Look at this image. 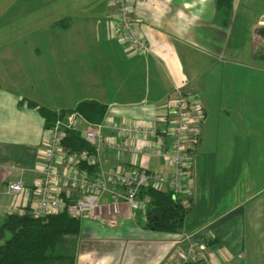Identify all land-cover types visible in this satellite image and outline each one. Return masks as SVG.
<instances>
[{
  "label": "crops",
  "instance_id": "obj_1",
  "mask_svg": "<svg viewBox=\"0 0 264 264\" xmlns=\"http://www.w3.org/2000/svg\"><path fill=\"white\" fill-rule=\"evenodd\" d=\"M232 5L228 18L216 0H139L134 17L150 46L147 54L129 53L112 37L113 0H58L55 17L44 18L31 32L1 15L0 226L10 215H35L39 199L46 120L29 101L57 113L97 101L116 121L165 129L176 90L182 89L197 94L205 108L191 154L193 206L182 231L149 230L145 217L132 216L127 208L113 226L81 220L76 264H165L189 235L207 243L203 264H246L248 246L254 249L249 260L259 258L264 249V37L258 31L264 29V0H233ZM64 79L80 86V98L45 102L43 89L61 87ZM104 136L119 141L109 131ZM97 155L106 170L172 173L161 159L118 153L106 144ZM19 181L24 192L12 194L9 184Z\"/></svg>",
  "mask_w": 264,
  "mask_h": 264
},
{
  "label": "built area",
  "instance_id": "obj_2",
  "mask_svg": "<svg viewBox=\"0 0 264 264\" xmlns=\"http://www.w3.org/2000/svg\"><path fill=\"white\" fill-rule=\"evenodd\" d=\"M139 0H113L117 12L111 18L112 37L118 39L129 53L147 54L151 49L139 31L134 8ZM170 125L165 129L143 122H120L106 115L103 121L92 123L73 111L59 115L46 128L44 157L36 216L67 212L80 220L115 225L117 217L127 208L132 216L146 217L149 198L146 189H169L175 196L189 198L192 186L191 154L196 148L205 121V108L193 92L177 89ZM80 132L95 150L71 152L64 146L70 132ZM113 133L119 141L107 140L104 132ZM106 144L118 153L132 152L149 159H161L172 168L170 175L145 167L104 169L97 153ZM86 165L87 167H83ZM95 167L90 172L89 168ZM12 194L24 192L19 181L9 184ZM79 192L74 199L73 192ZM185 246L165 264H203L205 244L197 235L184 238Z\"/></svg>",
  "mask_w": 264,
  "mask_h": 264
},
{
  "label": "trees",
  "instance_id": "obj_3",
  "mask_svg": "<svg viewBox=\"0 0 264 264\" xmlns=\"http://www.w3.org/2000/svg\"><path fill=\"white\" fill-rule=\"evenodd\" d=\"M232 4L233 0H216L218 10H225L228 18L232 16ZM258 32L264 37V29ZM28 105L39 110L46 120V128L59 115L73 111L81 113L92 123H99L106 117L108 110L106 105L92 100L80 102L74 110L58 113L31 101ZM64 146L71 152L87 150L95 153L77 131L67 135ZM89 171H95V167H90ZM143 197L150 200L146 209L147 229L166 233L182 231L193 206L192 199L175 196L169 189H146ZM81 227V220L67 212L36 216L28 211L23 215H10L0 226V241H3L0 245V264H76ZM204 244L207 247V243Z\"/></svg>",
  "mask_w": 264,
  "mask_h": 264
},
{
  "label": "rangeland",
  "instance_id": "obj_4",
  "mask_svg": "<svg viewBox=\"0 0 264 264\" xmlns=\"http://www.w3.org/2000/svg\"><path fill=\"white\" fill-rule=\"evenodd\" d=\"M58 0H0V16L5 15L9 16L16 20V24L19 23V26L25 31H33L42 26V21L49 18L55 17V4ZM4 13V14H2ZM48 14V15H47ZM39 69V65L35 68L36 72ZM34 74H36L34 72ZM80 86L74 84L68 79H64L61 87L51 86L43 89L42 99L45 102H63L68 103L72 101H77L79 96ZM46 107V106H45ZM8 234V238H9ZM3 244V241H0V245ZM253 247L248 246V251L245 254L247 259L246 264H264V249L262 253L259 254V258L254 259V262L249 260L251 256L253 257ZM260 251V250H259ZM206 253V249L205 252ZM239 262L242 261V256H238L236 259ZM249 260V261H248ZM245 264V263H244Z\"/></svg>",
  "mask_w": 264,
  "mask_h": 264
}]
</instances>
